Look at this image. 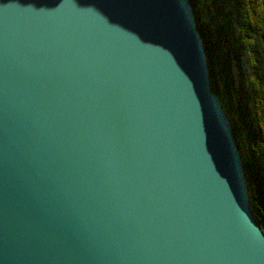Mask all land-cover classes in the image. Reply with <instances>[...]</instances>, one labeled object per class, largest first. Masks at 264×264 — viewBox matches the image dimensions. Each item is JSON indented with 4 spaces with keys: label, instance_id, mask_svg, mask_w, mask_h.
I'll return each instance as SVG.
<instances>
[{
    "label": "water",
    "instance_id": "1",
    "mask_svg": "<svg viewBox=\"0 0 264 264\" xmlns=\"http://www.w3.org/2000/svg\"><path fill=\"white\" fill-rule=\"evenodd\" d=\"M224 103L189 0H0V264H264Z\"/></svg>",
    "mask_w": 264,
    "mask_h": 264
},
{
    "label": "trees",
    "instance_id": "2",
    "mask_svg": "<svg viewBox=\"0 0 264 264\" xmlns=\"http://www.w3.org/2000/svg\"><path fill=\"white\" fill-rule=\"evenodd\" d=\"M189 1L207 50L212 90L225 102L236 142L242 140L252 211L264 230V0Z\"/></svg>",
    "mask_w": 264,
    "mask_h": 264
},
{
    "label": "rangeland",
    "instance_id": "3",
    "mask_svg": "<svg viewBox=\"0 0 264 264\" xmlns=\"http://www.w3.org/2000/svg\"><path fill=\"white\" fill-rule=\"evenodd\" d=\"M259 1V0H258ZM260 2V1H259ZM262 7L260 6V3L257 2V5H255V11L256 13L261 17L263 10L261 9ZM240 141L242 142V140L240 139Z\"/></svg>",
    "mask_w": 264,
    "mask_h": 264
},
{
    "label": "bare ground",
    "instance_id": "4",
    "mask_svg": "<svg viewBox=\"0 0 264 264\" xmlns=\"http://www.w3.org/2000/svg\"><path fill=\"white\" fill-rule=\"evenodd\" d=\"M218 92V91H217Z\"/></svg>",
    "mask_w": 264,
    "mask_h": 264
}]
</instances>
